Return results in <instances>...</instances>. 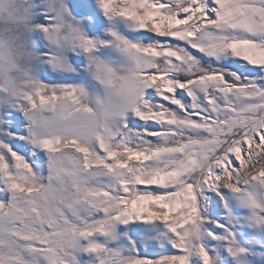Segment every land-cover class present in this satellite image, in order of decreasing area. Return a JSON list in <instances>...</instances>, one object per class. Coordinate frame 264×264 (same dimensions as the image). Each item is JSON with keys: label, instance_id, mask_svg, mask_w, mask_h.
Segmentation results:
<instances>
[{"label": "snow or ice", "instance_id": "snow-or-ice-1", "mask_svg": "<svg viewBox=\"0 0 264 264\" xmlns=\"http://www.w3.org/2000/svg\"><path fill=\"white\" fill-rule=\"evenodd\" d=\"M103 9L141 33L140 42L117 37L133 64L135 103L93 147L30 134L16 151L0 143V264H80L81 252L97 264H190L194 252L212 264L194 243L201 191L239 194L264 223V0H103ZM82 43L91 51L92 41ZM62 98L77 104L78 90L38 83L12 107L23 113ZM28 145L32 164L18 154L29 155ZM64 149L77 156L57 164ZM41 152L47 177L35 167ZM99 214L106 218L92 222ZM116 223L166 225L182 254L153 260L133 247L128 259L94 241Z\"/></svg>", "mask_w": 264, "mask_h": 264}, {"label": "rangeland", "instance_id": "rangeland-1", "mask_svg": "<svg viewBox=\"0 0 264 264\" xmlns=\"http://www.w3.org/2000/svg\"><path fill=\"white\" fill-rule=\"evenodd\" d=\"M59 6L71 31L76 34V42L66 49L52 43L47 32L43 31L51 23L49 12ZM34 18L30 44L35 57L32 68L38 83L49 89L75 88L90 91L93 95L102 92L104 84L101 76L111 70L117 74L128 70L132 61L120 47L117 37L130 42H140L141 33L134 30V25L123 18L113 17L103 9V0H35ZM82 40L92 41L88 50ZM19 118V126L12 119ZM136 119L134 116L129 120ZM28 119L9 103L0 111V143L16 151L15 144L25 143L20 137H28ZM25 152L18 154L32 164L31 145ZM44 177L48 175V156L41 152ZM249 191H260L249 188ZM199 208L203 222L201 234L194 243L203 246L209 253L212 264H264V223L258 221L260 211L244 203L239 194L224 188L219 192L203 190L199 194ZM103 214L92 217V222L105 219ZM218 225L224 226L219 227ZM94 241L103 246L119 251L128 259H133L132 249L139 250V255L153 260L166 255L182 254L172 247L175 240L163 224L123 225L116 223L108 236H96ZM84 248L88 241H81ZM229 248L245 251L233 255ZM80 264H97L94 254H77ZM190 264H202L198 253L190 257Z\"/></svg>", "mask_w": 264, "mask_h": 264}, {"label": "clouds", "instance_id": "clouds-1", "mask_svg": "<svg viewBox=\"0 0 264 264\" xmlns=\"http://www.w3.org/2000/svg\"><path fill=\"white\" fill-rule=\"evenodd\" d=\"M34 5L35 0H0V70L14 65L11 71H4L0 76V111L27 94H34L38 84L32 71L36 61L30 44ZM59 10L57 5L49 12L51 23L47 34L53 44L66 49L76 42V34L69 29L64 13L58 14ZM101 79L104 87L99 94L77 89V104L62 98L48 107L25 105L23 114L29 122V134L37 140L60 137L68 143L77 139L89 147L98 139H107L119 127L122 115L135 103L128 91L135 83L133 64L120 74L113 72L109 76L106 72ZM108 79L112 80L111 84L106 82ZM76 156L70 149H64L57 154L56 161L59 164L62 157ZM47 190L46 186L42 187L37 196L43 200Z\"/></svg>", "mask_w": 264, "mask_h": 264}]
</instances>
